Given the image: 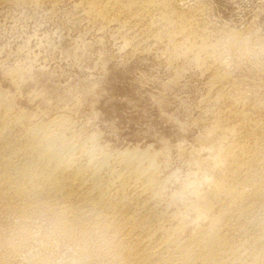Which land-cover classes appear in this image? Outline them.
Wrapping results in <instances>:
<instances>
[{
	"label": "rangeland",
	"instance_id": "1",
	"mask_svg": "<svg viewBox=\"0 0 264 264\" xmlns=\"http://www.w3.org/2000/svg\"><path fill=\"white\" fill-rule=\"evenodd\" d=\"M176 3L191 21V40L210 45L207 51L174 49L170 35L179 25L164 26L154 10L128 26L122 21L138 13L106 19L76 0H0V89L35 122L66 115L80 141L94 134L111 154L156 151L161 177L171 178L167 193L180 190L202 165L190 155L218 115L238 111L264 122V0ZM36 215L24 222L0 205V264L52 258L49 246L35 256L23 252L15 242L21 231L72 240L52 215ZM88 259L119 264L107 244Z\"/></svg>",
	"mask_w": 264,
	"mask_h": 264
},
{
	"label": "bare ground",
	"instance_id": "2",
	"mask_svg": "<svg viewBox=\"0 0 264 264\" xmlns=\"http://www.w3.org/2000/svg\"><path fill=\"white\" fill-rule=\"evenodd\" d=\"M101 1L76 0L101 18L138 13L119 12L128 26L157 11L164 26L179 25L174 49L210 46L191 40L177 0ZM211 123L190 155L201 168L168 194L156 151L111 154L94 134L80 141L66 115L35 122L0 89V205L24 222L52 215L72 241L103 237L119 264H264V122L230 111Z\"/></svg>",
	"mask_w": 264,
	"mask_h": 264
},
{
	"label": "clouds",
	"instance_id": "3",
	"mask_svg": "<svg viewBox=\"0 0 264 264\" xmlns=\"http://www.w3.org/2000/svg\"><path fill=\"white\" fill-rule=\"evenodd\" d=\"M18 247L28 255H38L46 246L53 250L52 258L40 264H89L88 253L95 249L103 251L106 240L96 235H83L72 241L53 232L42 237L38 232L21 231L15 235Z\"/></svg>",
	"mask_w": 264,
	"mask_h": 264
}]
</instances>
